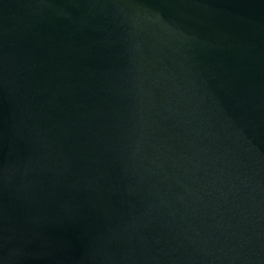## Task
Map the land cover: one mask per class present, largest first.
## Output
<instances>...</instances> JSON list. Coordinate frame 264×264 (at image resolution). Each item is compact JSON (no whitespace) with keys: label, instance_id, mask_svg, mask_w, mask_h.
<instances>
[{"label":"water","instance_id":"1","mask_svg":"<svg viewBox=\"0 0 264 264\" xmlns=\"http://www.w3.org/2000/svg\"><path fill=\"white\" fill-rule=\"evenodd\" d=\"M0 264H264V0H0Z\"/></svg>","mask_w":264,"mask_h":264}]
</instances>
